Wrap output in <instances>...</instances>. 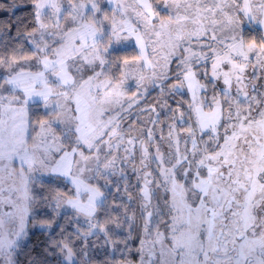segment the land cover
<instances>
[{
	"label": "snow or ice",
	"instance_id": "6c2138e0",
	"mask_svg": "<svg viewBox=\"0 0 264 264\" xmlns=\"http://www.w3.org/2000/svg\"><path fill=\"white\" fill-rule=\"evenodd\" d=\"M22 6L0 24V264H94L96 240L129 264L137 228L139 264H264V0L0 11ZM33 228L59 232L34 257Z\"/></svg>",
	"mask_w": 264,
	"mask_h": 264
},
{
	"label": "trees",
	"instance_id": "16d2710c",
	"mask_svg": "<svg viewBox=\"0 0 264 264\" xmlns=\"http://www.w3.org/2000/svg\"><path fill=\"white\" fill-rule=\"evenodd\" d=\"M17 2L21 3L22 0H17ZM0 3H5L7 5L9 3V0H0ZM29 16H30V9L24 6L16 8L14 13H9L7 11H0V24H7L11 22L12 31L9 35H15L17 18H20L22 22L27 23ZM5 38L7 39V37ZM50 236L51 238L55 239L59 236V232L57 231L55 235H52V233L44 232L40 230V231H36L33 235H31L27 243V249L31 252L33 257L36 256L37 253H42L46 250ZM131 237H132L131 247L137 250L140 244V239H141V233H140L139 228H137L136 231L132 232ZM123 238H124V235L122 234L121 239ZM93 253L92 255L94 257V264H98V262L95 260V256L105 255V251H100L99 253L98 252H93ZM109 255L107 253L106 259L111 261L112 257ZM132 259H135V254ZM49 264H56L55 259H50Z\"/></svg>",
	"mask_w": 264,
	"mask_h": 264
},
{
	"label": "rangeland",
	"instance_id": "374dc122",
	"mask_svg": "<svg viewBox=\"0 0 264 264\" xmlns=\"http://www.w3.org/2000/svg\"><path fill=\"white\" fill-rule=\"evenodd\" d=\"M156 98H157V92H156L155 89H152L151 90V95L149 97H147V99H146L147 104L153 103V101ZM187 98H188L187 95H185V99H187ZM68 219H70V217H66L64 220L60 221V223L64 224L65 227H69L68 223H67ZM69 229H70V227H69ZM36 231H40V230L36 229V228L31 229L29 237L27 239V243H28L31 235H33ZM122 234L124 235V238L121 239V240H126L127 241V251H125L123 244H121L119 246V250L115 253L116 258L118 260H121V261L127 260L129 262V264H139V254H138L137 250H135L133 247H131V242H132L131 241V238H132L131 236H132V233H131L130 236H128L127 235V230L125 229L124 232H122ZM95 243L97 245H100L98 253L100 251H106L104 249V247L102 246V240H96ZM107 253H108V255L110 254L109 256L112 257L113 253L110 250ZM93 254H95V253H93ZM134 254H135V259H132L134 257Z\"/></svg>",
	"mask_w": 264,
	"mask_h": 264
}]
</instances>
